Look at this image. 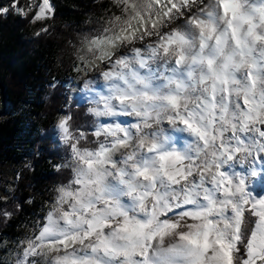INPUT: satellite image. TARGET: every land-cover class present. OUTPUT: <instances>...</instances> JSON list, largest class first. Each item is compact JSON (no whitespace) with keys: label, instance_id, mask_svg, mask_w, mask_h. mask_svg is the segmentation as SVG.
I'll return each mask as SVG.
<instances>
[{"label":"snow or ice","instance_id":"snow-or-ice-1","mask_svg":"<svg viewBox=\"0 0 264 264\" xmlns=\"http://www.w3.org/2000/svg\"><path fill=\"white\" fill-rule=\"evenodd\" d=\"M114 2L77 52L93 126L57 121L70 178L16 264H264V0Z\"/></svg>","mask_w":264,"mask_h":264},{"label":"trees","instance_id":"trees-1","mask_svg":"<svg viewBox=\"0 0 264 264\" xmlns=\"http://www.w3.org/2000/svg\"><path fill=\"white\" fill-rule=\"evenodd\" d=\"M36 2L19 0L18 6L28 11ZM51 2L55 15L48 20L31 23L32 12L25 18L12 10L0 16V177L16 172L12 188L0 199V256L3 241L35 232L56 189L67 184L69 171L56 165L66 163L68 150L58 146L54 123L65 113L74 129L90 130L94 118L87 104L77 105V97L64 106L65 83L82 43L102 32L113 14H121L114 0ZM42 27L47 33L37 36Z\"/></svg>","mask_w":264,"mask_h":264},{"label":"rangeland","instance_id":"rangeland-1","mask_svg":"<svg viewBox=\"0 0 264 264\" xmlns=\"http://www.w3.org/2000/svg\"><path fill=\"white\" fill-rule=\"evenodd\" d=\"M82 45H83V43H82ZM82 45L79 49L82 48ZM76 66H81V65H79V61L77 60V55H76V62H75V65H74L73 71H72L73 75H72V77L69 78V81L67 83H65L68 91H67L66 101H65L64 106H66L72 100V98L77 97L78 98L77 105L87 104L86 112L88 113V109L90 107H92L93 105L90 104L88 101V97H89L90 93L84 87V83H83L84 80H89L90 81L89 87H91L94 90H97L100 86L103 85L104 82H103L102 78L99 76L98 70H94L92 68H89L86 71L82 70L80 72H77V71H75ZM101 67H104V65H101ZM62 116H68V115H66L65 113H61L54 123V129L57 132L58 146L64 145L60 141L59 133H58V130L56 129L57 121ZM118 122L124 123V122H126V120H125V118H120V120ZM67 156H68V154H67ZM66 157H65V161L67 162ZM15 177H16V172L13 170L11 172H8L5 175L3 174V177L2 176L0 177V199H3L6 195V193L12 188V184L15 180ZM49 210H50V205L46 209L45 215ZM33 235H34V233L31 230L30 231L28 230L27 234H23L20 238L14 240V241H11L10 243L8 242V240L3 241L1 243V246L4 248V253H2V255L0 256V261L3 264H16L17 254L19 252V248L23 246L21 244V242L26 241L29 237H31ZM42 264H44L43 261H42Z\"/></svg>","mask_w":264,"mask_h":264}]
</instances>
